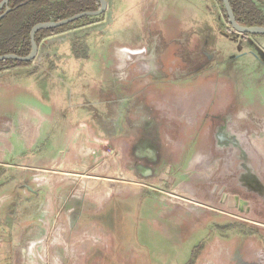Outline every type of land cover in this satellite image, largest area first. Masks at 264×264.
<instances>
[{
  "label": "rangeland",
  "instance_id": "rangeland-1",
  "mask_svg": "<svg viewBox=\"0 0 264 264\" xmlns=\"http://www.w3.org/2000/svg\"><path fill=\"white\" fill-rule=\"evenodd\" d=\"M107 2L41 34L28 67L0 64V127L30 106L48 117L17 160L67 151L86 129L71 160L24 178L0 163V195L14 194L0 232L31 220L48 264H196L208 241L198 264H264V35L234 31L218 0Z\"/></svg>",
  "mask_w": 264,
  "mask_h": 264
},
{
  "label": "crops",
  "instance_id": "crops-1",
  "mask_svg": "<svg viewBox=\"0 0 264 264\" xmlns=\"http://www.w3.org/2000/svg\"><path fill=\"white\" fill-rule=\"evenodd\" d=\"M53 2V1H51ZM52 21V20H50ZM50 36H45L44 38L47 39ZM45 41V40H44ZM45 41V42H46ZM43 46V41L39 42L38 44V53L40 51V48ZM37 53V55H38ZM32 64V63H31ZM31 64L26 65H15L12 66L10 69H15L16 67H22V66H29ZM9 70V69H7ZM6 70V71H7ZM1 73V72H0ZM0 97L3 98L4 103L7 101L10 102V97L8 96V90L10 89V85L8 86L5 83H0ZM1 100V99H0ZM2 103V102H1ZM4 126L0 127V163L4 164L6 166L8 165H16V167L20 168L22 170V178H24L26 169L28 168L32 163H38L42 165H46L47 163H56L66 160H71L72 158H76L81 153L79 143L81 132H85L86 129L82 128L81 130L77 131L74 135V139H72L71 148L67 151H59L57 155H50L48 147L45 148L43 153H39L36 155V161H32L31 163H26L20 160V158L17 160V154H24L27 151L33 152V150L36 148V141L39 139L46 131V128L48 126V117L47 112L39 107H32L30 106L27 110L18 109L17 113L14 112V115L12 116V119L8 118L4 120ZM63 158V159H60ZM26 189L29 192H32L34 194L37 193L35 189H33L31 186L26 185ZM5 190V189H3ZM14 194L8 193L7 191L1 193L0 197H6V199L9 200L10 197H13ZM31 220H22L21 225L17 228L15 225H10L7 227V230H2V236L4 239L3 245L0 248V264H39L37 258L35 257L34 261H32L30 254L28 253L29 248L27 245L32 239V235L36 231V226L33 225ZM244 237H237V240L241 241L244 240ZM202 244L200 251H198V256L196 258V264L200 261V254L201 249L203 248H209V241ZM199 244V245H200ZM53 255H57L55 252L52 253ZM221 254V253H219ZM239 254L242 255L241 252ZM50 253H46V258L50 259ZM59 255V254H58ZM77 255V254H76ZM78 255H80V252L78 251ZM49 256V257H48ZM59 258H62L63 260L68 257L67 250L64 249L62 251V255L58 256ZM95 260L96 258H92ZM212 261V264H218L220 261H223L224 264H231L230 260L228 258H221V257H215L210 259ZM258 263L252 258H241L239 263L237 264H254ZM260 262V261H259ZM62 264H67L63 263Z\"/></svg>",
  "mask_w": 264,
  "mask_h": 264
},
{
  "label": "trees",
  "instance_id": "trees-1",
  "mask_svg": "<svg viewBox=\"0 0 264 264\" xmlns=\"http://www.w3.org/2000/svg\"><path fill=\"white\" fill-rule=\"evenodd\" d=\"M218 1L222 4L221 0ZM258 1L262 2L264 0ZM229 2L238 23L249 26L264 25V16L256 7L254 0H229ZM99 5L98 0H10L8 7L12 10L0 19V39L4 40L0 43V55L6 53H15L20 56L27 55L31 47L30 29L36 23L61 20L79 12L96 10ZM31 8L35 11L29 13ZM4 9L5 7L2 8L1 12ZM223 11L228 22L224 7ZM68 24L39 30L35 35L37 44H39L41 34L49 35L58 32ZM6 62L26 65L30 61L2 60L0 64Z\"/></svg>",
  "mask_w": 264,
  "mask_h": 264
},
{
  "label": "water",
  "instance_id": "water-1",
  "mask_svg": "<svg viewBox=\"0 0 264 264\" xmlns=\"http://www.w3.org/2000/svg\"><path fill=\"white\" fill-rule=\"evenodd\" d=\"M10 0H0V19L3 18L8 12L12 10V8L8 7V3ZM99 8L91 11H83L76 13L70 17L57 20V21H46L39 22L33 25L30 29L29 37H30V51L25 56H20L15 53H6L0 55V61L2 60H18V61H32L36 57L38 53V44L35 40L36 33L41 29L54 28L66 25L75 20L81 19L83 17H98L105 13L107 10L108 2L107 0H98ZM223 7L226 12V16L228 18V22L230 27L240 34H254V35H264V25H243L236 21L229 0H221ZM5 7L4 11L1 12L2 8Z\"/></svg>",
  "mask_w": 264,
  "mask_h": 264
},
{
  "label": "built area",
  "instance_id": "built-area-1",
  "mask_svg": "<svg viewBox=\"0 0 264 264\" xmlns=\"http://www.w3.org/2000/svg\"><path fill=\"white\" fill-rule=\"evenodd\" d=\"M47 238V237H46ZM4 242L2 233L0 232V248L2 247ZM47 245V242L45 241V238H41L40 240L36 239L33 241H30L29 244L27 245V247L29 248L28 253L30 254V257L32 259V261H34L35 257L38 260L39 264H48V258H46V252L44 251H37L36 248L39 246H45ZM46 249V248H45ZM42 261L41 263L39 261Z\"/></svg>",
  "mask_w": 264,
  "mask_h": 264
},
{
  "label": "flooded vegetation",
  "instance_id": "flooded-vegetation-1",
  "mask_svg": "<svg viewBox=\"0 0 264 264\" xmlns=\"http://www.w3.org/2000/svg\"><path fill=\"white\" fill-rule=\"evenodd\" d=\"M96 258V257H95ZM101 258V257H100ZM99 258V256H98V258L97 259H95L94 261H92V262H94L93 264H105V261H103L102 259H100ZM92 262H91V264H92ZM107 264V263H106Z\"/></svg>",
  "mask_w": 264,
  "mask_h": 264
}]
</instances>
